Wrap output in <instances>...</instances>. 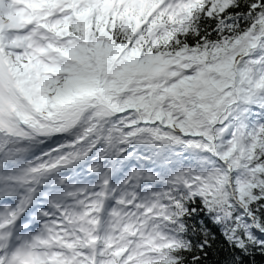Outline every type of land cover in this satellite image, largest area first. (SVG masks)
<instances>
[{
    "label": "snow or ice",
    "instance_id": "obj_1",
    "mask_svg": "<svg viewBox=\"0 0 264 264\" xmlns=\"http://www.w3.org/2000/svg\"><path fill=\"white\" fill-rule=\"evenodd\" d=\"M0 264H264V0H0Z\"/></svg>",
    "mask_w": 264,
    "mask_h": 264
}]
</instances>
